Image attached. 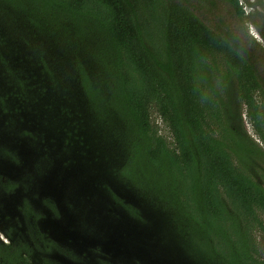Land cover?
<instances>
[{
  "label": "trees",
  "instance_id": "16d2710c",
  "mask_svg": "<svg viewBox=\"0 0 264 264\" xmlns=\"http://www.w3.org/2000/svg\"><path fill=\"white\" fill-rule=\"evenodd\" d=\"M224 2L244 16L238 0ZM0 24L13 37L6 44L0 29V215L18 221L13 243L0 244V264H109L92 249L64 253L72 252L67 243L63 250L51 234L25 225L34 200L14 197L32 185L26 171L12 169L20 157L28 162L20 146L37 153L45 136L55 152L45 157L57 171H105L96 156L106 161V143H118L113 171L171 215L167 227L180 239L168 244L183 253L176 263L264 264L253 242L256 232L264 237V106L255 99L264 84L230 31L205 24L189 0H0ZM24 52H31L25 61ZM65 77L78 94L64 88ZM52 92L70 94L73 107L45 103ZM8 93L22 102L10 103ZM77 102L96 128L91 140L82 137ZM240 103L256 139L238 122ZM152 110L170 140L151 123ZM14 208L20 216H10Z\"/></svg>",
  "mask_w": 264,
  "mask_h": 264
},
{
  "label": "rangeland",
  "instance_id": "374dc122",
  "mask_svg": "<svg viewBox=\"0 0 264 264\" xmlns=\"http://www.w3.org/2000/svg\"><path fill=\"white\" fill-rule=\"evenodd\" d=\"M189 2L197 16L205 24L220 32L230 31L237 40L238 49L243 47L247 49L250 62L256 70L258 78L262 79L264 84V0L261 2L262 5L258 6L256 2H250L252 5L255 4L252 8L246 6L245 0H238L244 12L242 18H239L224 0H202V3L198 0H189ZM7 21L13 24L12 19ZM1 27L3 26L0 24V29L4 33L3 38L7 41L6 44L12 42L10 39L13 37L5 33ZM19 28L24 40L30 45L33 38L26 37L29 30L23 28V25H19ZM20 32L18 31L14 35V38L17 37L18 44V36L21 34L17 33ZM20 47L22 48V46ZM0 52L5 54L1 46ZM24 54L23 61L31 57V52L29 54L24 52ZM64 82V88H68V92L79 93V88L72 79L65 77ZM20 90L21 88L19 90L16 88L14 94L17 95ZM4 91L8 92L6 88ZM8 95L11 97V94L8 93ZM67 95L52 92L48 97H43V100L51 105L55 102L60 103L61 106L73 107L72 103L75 99L70 94ZM222 96L227 98L224 94ZM4 98L7 100V95ZM255 99L258 104L264 106L263 96L257 93ZM12 100H19L18 103L22 102V98L19 99L18 96L11 97L10 103ZM77 100L79 101V98ZM77 104L81 107V104L77 102V121H82V125H84V128L82 127L80 130L85 129L82 132V137L91 140L92 128H96L92 123L88 124L85 121L84 116L81 115L83 114L82 110L78 108ZM240 104L238 122H241L244 131L249 136L256 139L246 116V107L242 103ZM84 112L86 113V110ZM20 120L23 123L25 117L21 115ZM151 123L158 129L159 135L170 140L171 134L155 110L151 111ZM36 125L31 126L29 131L36 130ZM106 145L111 150L109 158L105 155L108 162L96 156L100 160L97 166L101 165V169L106 172L103 171L99 175L93 176L94 180L88 190H80L82 178L79 175L83 173V167L80 174L71 179L68 175L76 173L75 171L66 169L64 166L57 171L55 165L53 167L45 157L55 155V152L50 155L53 149L48 136L44 137L41 147L36 149L37 153L31 151L27 145L20 146L19 155L28 162L25 163L20 157L12 171L17 173L26 171L24 175L29 176L28 180L32 189L25 194L16 191L15 197L14 195L13 197L17 201L24 196L34 200L35 205L30 206L32 210L28 222L30 228L36 235L51 234L56 244L63 250L66 249L67 243L72 252L66 250L63 251L64 253L72 255L76 252L80 255L79 251L90 252L92 249L96 251L98 259L109 264H191L185 258L175 262L183 253L168 244L169 240L174 239V245L177 246L174 237L180 239L178 234L173 233L167 227V219L170 214L168 215L164 207L159 205L156 200H152L146 190H139L133 183L129 184L127 180L124 181L118 177L113 168L120 166V162L113 149L119 150L120 146L118 143H106ZM105 149L104 153L107 154L108 149ZM91 154L93 155V151ZM17 173L14 175L19 179ZM62 173L67 174L69 180L64 178L59 180ZM116 202L120 203L122 208L114 204ZM9 210L12 214H16L14 209ZM35 214L40 216V221H35ZM0 219H2L1 216ZM38 231L42 232L36 233ZM154 241H156L154 244L156 252L150 251L149 248ZM253 242L258 253L257 256L260 260H264V237L256 232L253 235ZM122 243L125 244L124 247ZM61 261L63 264H70L67 260L62 259Z\"/></svg>",
  "mask_w": 264,
  "mask_h": 264
},
{
  "label": "flooded vegetation",
  "instance_id": "af4514ba",
  "mask_svg": "<svg viewBox=\"0 0 264 264\" xmlns=\"http://www.w3.org/2000/svg\"><path fill=\"white\" fill-rule=\"evenodd\" d=\"M252 1H254V0H252ZM252 1H250V2H252ZM14 211H16V214H12L11 213L10 216H17V215L20 216L19 212L15 208H14ZM29 214L30 215L32 214L31 208H30ZM36 215H38V214H35V216ZM4 220L5 219H0V244H2V245H10V244L13 243V238L16 237V234L13 233V232L15 230V227L18 225L17 224L18 221L16 220V218H14V219L10 218V219H6L10 223H3ZM39 220H40V216L38 215V220L35 218V221H39ZM28 222H29V218L27 220V224H25V225L28 226L29 225ZM9 231H11L10 234H9ZM7 233L10 235V237L8 236ZM52 257L53 256H50V258H52ZM52 259H53V261L55 260V258H52ZM56 259L58 260V258H56Z\"/></svg>",
  "mask_w": 264,
  "mask_h": 264
},
{
  "label": "water",
  "instance_id": "95a60500",
  "mask_svg": "<svg viewBox=\"0 0 264 264\" xmlns=\"http://www.w3.org/2000/svg\"><path fill=\"white\" fill-rule=\"evenodd\" d=\"M75 169H73L72 171H74ZM75 172L76 173H72L71 175L74 177V176H76V174L78 173V172H81V169H77V170H75ZM100 172H103V171H92V170H87V169H85L84 171H83V173H81L80 175H79V177L80 178H82L81 180H80V182H81V184H82V186L80 187V190H82V189H85V190H88L90 187H91V182L94 180V178H93V176H96V175H99V173ZM78 176V175H77ZM79 189V188H78ZM123 244V247L125 246V244L124 243H122Z\"/></svg>",
  "mask_w": 264,
  "mask_h": 264
}]
</instances>
